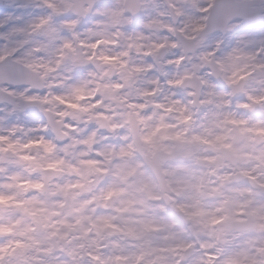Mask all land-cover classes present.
<instances>
[{
    "label": "clouds",
    "instance_id": "1",
    "mask_svg": "<svg viewBox=\"0 0 264 264\" xmlns=\"http://www.w3.org/2000/svg\"><path fill=\"white\" fill-rule=\"evenodd\" d=\"M0 264H264V0H0Z\"/></svg>",
    "mask_w": 264,
    "mask_h": 264
}]
</instances>
